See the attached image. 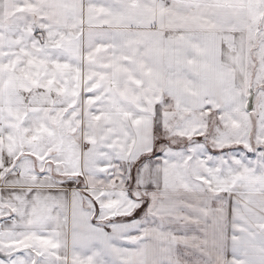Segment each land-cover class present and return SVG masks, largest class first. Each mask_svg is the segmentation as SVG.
<instances>
[{
  "label": "snow or ice",
  "instance_id": "obj_1",
  "mask_svg": "<svg viewBox=\"0 0 264 264\" xmlns=\"http://www.w3.org/2000/svg\"><path fill=\"white\" fill-rule=\"evenodd\" d=\"M0 264H264V0H0Z\"/></svg>",
  "mask_w": 264,
  "mask_h": 264
}]
</instances>
